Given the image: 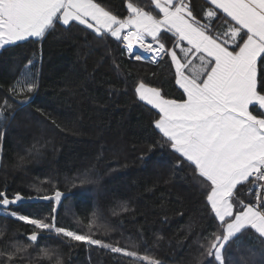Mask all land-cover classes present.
Masks as SVG:
<instances>
[{"label": "trees", "instance_id": "1", "mask_svg": "<svg viewBox=\"0 0 264 264\" xmlns=\"http://www.w3.org/2000/svg\"><path fill=\"white\" fill-rule=\"evenodd\" d=\"M96 2L120 18L128 14L126 2L154 9L151 0ZM188 2L198 18L208 7L205 0ZM221 23L216 21L214 28ZM172 40L167 34L161 42L172 48ZM170 63L167 56L154 64L131 58L120 41L97 36L76 22L58 23L43 41L0 49V106L5 99L13 105L5 112L8 119L0 116V191L23 198L0 208V231L5 233L0 247L5 252L13 251L11 243L28 244L26 234L33 226L4 219V212L48 216L54 201L40 197L58 189L64 194L56 212L60 227L87 234L95 211L94 239L148 255L159 264H208L213 259L201 256L204 237L219 223L205 190L189 167H176L178 154L154 127L156 111L135 94L143 81L180 99ZM29 71L38 87L27 99L13 96L10 88ZM85 174L92 183H81ZM248 187L238 186L240 198L253 202ZM262 240L254 230L242 231L226 245V264H264ZM39 244L56 249L63 264H150L54 233H44ZM29 252V259L12 264H52L38 249Z\"/></svg>", "mask_w": 264, "mask_h": 264}, {"label": "snow or ice", "instance_id": "2", "mask_svg": "<svg viewBox=\"0 0 264 264\" xmlns=\"http://www.w3.org/2000/svg\"><path fill=\"white\" fill-rule=\"evenodd\" d=\"M151 3L154 9L145 11L128 2V15L120 18L96 0H0V49L30 39L43 41L58 23L69 26L76 22L97 36L125 42L128 50L136 44L154 60L170 57L181 98H168L161 89L143 81L136 85L135 94L156 111L154 127L164 143L178 154L176 167L186 165L191 169L193 178L205 190L213 219L219 222L216 231L204 237L201 256L213 258L208 264H213V260L226 264V245L238 239L242 231L254 230L259 238H264V0H206L208 7L202 9L199 18L188 0ZM216 21L222 22L219 28H214ZM167 34L174 38L172 48L161 42ZM134 58L144 57L136 54ZM37 87L35 74L29 71L22 73L9 91L27 99L26 94ZM12 107L5 99L0 116L8 119L5 112ZM92 182L87 174L81 180L82 184ZM245 185L250 186L249 193H255V202L240 198L238 186ZM63 195L57 189L52 195L40 197L54 201L50 214L42 218L4 212V219L15 218L33 228L26 234L28 244L11 243V252L0 247V257H6L0 264L29 259L32 248L52 264H63L56 249L40 246L44 233L159 264L148 255L140 256L136 251L94 239L91 229L95 211L87 234L58 226L56 212ZM22 199L19 193L9 198L0 191V208L6 209ZM4 235L0 231V240ZM26 253L28 256L23 255Z\"/></svg>", "mask_w": 264, "mask_h": 264}, {"label": "built area", "instance_id": "3", "mask_svg": "<svg viewBox=\"0 0 264 264\" xmlns=\"http://www.w3.org/2000/svg\"><path fill=\"white\" fill-rule=\"evenodd\" d=\"M148 42H151V39H148ZM120 46L124 49V51H125V53L127 54V56H129V57H131V58H134V55L138 54V55H141V56L144 57L142 60L147 61V62H149V63H153V64H154V63H157V62H159V61L161 60L160 58H156L155 60L152 59L151 54L144 52V51H143L141 48H139V46L136 45V44L133 45V48H132L131 50L126 49V47H125V42H121V41H120ZM153 47H156V45L154 44ZM130 51H131L132 55L129 54ZM134 59H135V58H134ZM249 187H250V186H249ZM249 187H248V188H249ZM248 188H247V190H246V193H247V194H250V195L252 196V198H253V202H255V193H254V192L249 193Z\"/></svg>", "mask_w": 264, "mask_h": 264}, {"label": "crops", "instance_id": "4", "mask_svg": "<svg viewBox=\"0 0 264 264\" xmlns=\"http://www.w3.org/2000/svg\"><path fill=\"white\" fill-rule=\"evenodd\" d=\"M205 1H206V0H205ZM127 3H128V2L125 3V8H126ZM153 6H154V5H153ZM126 9H127V8H126ZM127 15H128V14H127ZM113 38H114V37H113ZM149 39H151V38H149ZM169 58H170V57H169ZM197 63H198V62H197ZM173 71H174V69H173ZM149 86H150V85H149ZM151 87H152V86H151ZM177 87H178V86H177ZM171 99H173V98H171ZM263 239H264V238H263Z\"/></svg>", "mask_w": 264, "mask_h": 264}, {"label": "water", "instance_id": "5", "mask_svg": "<svg viewBox=\"0 0 264 264\" xmlns=\"http://www.w3.org/2000/svg\"><path fill=\"white\" fill-rule=\"evenodd\" d=\"M21 197H22V196H21ZM11 198H12V197H11ZM28 200H29V201H34L35 198H29ZM9 206H10V205H9ZM9 206H8V207H9ZM8 207H7V208H8Z\"/></svg>", "mask_w": 264, "mask_h": 264}, {"label": "rangeland", "instance_id": "6", "mask_svg": "<svg viewBox=\"0 0 264 264\" xmlns=\"http://www.w3.org/2000/svg\"><path fill=\"white\" fill-rule=\"evenodd\" d=\"M149 39V38H148Z\"/></svg>", "mask_w": 264, "mask_h": 264}]
</instances>
